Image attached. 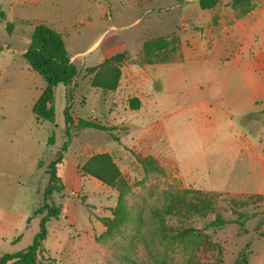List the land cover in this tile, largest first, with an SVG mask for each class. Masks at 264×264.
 Listing matches in <instances>:
<instances>
[{"label":"rangeland","instance_id":"374dc122","mask_svg":"<svg viewBox=\"0 0 264 264\" xmlns=\"http://www.w3.org/2000/svg\"><path fill=\"white\" fill-rule=\"evenodd\" d=\"M73 3L0 0V14L5 16L3 21L0 18V55L8 48L25 47L19 35L31 36L34 22L56 24L61 19L70 21L74 15L82 19L87 8ZM251 3L240 4L241 11L247 13ZM135 14L126 18L114 15V24H131ZM8 23L13 32L7 29ZM142 26L110 33L118 35L122 50L134 56L146 35L140 31ZM102 30L101 24L97 28L80 26L64 40L71 54L85 52ZM107 40L96 47L86 65L85 56L76 61L77 87L72 83L55 88L54 123L37 120L15 101L8 102L3 112L0 107V255L26 249L39 231L42 215L34 216V212L44 201L48 166L67 140L64 111L69 106L75 126L83 118L116 128L70 129L71 142L58 165L60 188L48 198L49 204L61 208L60 217L47 224L49 233L37 264H235L244 249L249 264H264V195L216 192L215 210H195L179 203L186 199L197 204L193 190L239 184L244 154L226 151L230 165H207V156L197 144L178 151L169 148V155H179L177 166L171 160L170 165L162 164L154 154H147L150 151L140 149L142 138L133 139L132 126H113L124 118L125 104L121 100L114 103L103 90L92 88L87 76V68L95 66L104 54ZM178 49L170 43L158 57L176 61L181 56ZM142 60L164 63L160 59L148 63L144 53ZM161 113V108H143L133 120L143 124ZM258 117L262 118V113L253 114ZM52 135L53 144L49 142ZM209 153L213 161L222 155L219 150ZM101 155H107L116 170L105 168L109 160ZM88 164L104 175L105 182L87 173ZM189 190L192 192L187 195ZM216 214L228 224L208 228ZM28 217H32L29 224ZM189 228L194 231L187 237L176 238ZM20 234V240L14 242Z\"/></svg>","mask_w":264,"mask_h":264},{"label":"crops","instance_id":"0c3cea01","mask_svg":"<svg viewBox=\"0 0 264 264\" xmlns=\"http://www.w3.org/2000/svg\"><path fill=\"white\" fill-rule=\"evenodd\" d=\"M232 1L218 0L214 8L202 9L200 0H74L73 5L87 8L82 19L74 15L70 21L61 19L56 24L36 20L34 26L45 23L65 39L80 26L97 28L101 24L103 30L85 52L71 54L64 41L72 61L76 64L85 56L86 65L91 53L108 38L102 57L87 69L101 67L114 55H127L118 64V88L103 91L114 103L121 100L125 104L124 118L113 126H132L133 139L142 138L140 149L150 151L147 154H154L165 165H170L169 160L179 165V155H169V148L178 151L197 144L207 156V165H230L232 161L225 159L229 154L224 153L241 151L239 184L199 190L264 195V0H253L247 13L241 5L230 6ZM131 13H136L131 24H114V15L126 18ZM138 25H143L140 31L146 35L133 56L122 50L118 35L110 32ZM20 36L25 47L14 48L15 53L8 48L0 55L2 112L12 101L32 112L46 87L42 76L23 57L31 36ZM158 37L176 40L181 54L178 60L158 64L142 60L144 43ZM87 76L90 81L88 72ZM74 83L77 87L78 77ZM131 98L140 100L139 110L130 109ZM143 108H161L162 113L142 124L133 119ZM256 113H262V118H253ZM212 150L222 153L220 160L210 159Z\"/></svg>","mask_w":264,"mask_h":264},{"label":"trees","instance_id":"16d2710c","mask_svg":"<svg viewBox=\"0 0 264 264\" xmlns=\"http://www.w3.org/2000/svg\"><path fill=\"white\" fill-rule=\"evenodd\" d=\"M253 0H233L231 2L232 7H236L240 4L250 3ZM218 0H200V7L202 9H211L217 5ZM4 14H0L1 20L4 19ZM7 29L12 31L13 26L6 24ZM171 44L175 45L176 40H168L165 37H158L151 40H147L143 46V53L145 60L148 63H155L157 60L160 62H166L168 59H161L158 57L163 51L167 49ZM24 59L30 65V67L42 76L46 83V87L43 90L42 95L34 103L32 113L37 120L48 121L54 123L55 121V88L62 84L69 86L78 77V68L72 61L71 55L66 47L63 34L50 27L45 23H38L34 26L33 32L30 37V42L27 49L23 54ZM127 59L126 54H117L108 59L99 68L87 69L88 74L91 75V86L95 89H101L105 92L115 91L120 83L121 70L118 66L120 62ZM129 107L131 110H139L141 102L138 98L129 99ZM66 135L67 140L63 146L58 150L57 157L51 161L48 166L47 174L49 177L48 185L44 190V201L41 207L35 210L34 216L42 215L40 219L39 231L34 236L33 242L24 250L19 252L4 253L0 255V264H37L38 257L43 250V244L48 237V222L51 219H59L61 208L53 204L48 203V198L54 191L58 190L60 178L57 174L58 165L62 163L63 152H65L71 142L70 129L73 128L74 120L70 114V107L67 106L64 111ZM77 130L86 128H95L100 130H113L114 128H108L100 123H96L89 119L80 118L77 125ZM53 135L50 137L49 142L53 144ZM101 158H107L109 163L105 168L116 170V166L112 163L107 155L99 156ZM87 173L100 181L105 182V177L102 173L94 171L90 168V164L85 167ZM104 171V168L102 169ZM190 191H186L187 195ZM230 194V193H227ZM247 195V194H239ZM218 196L216 192H206L202 190H193V199L197 204L188 203L186 199H182L181 204L191 205V209H208L215 210V199ZM253 196V195H252ZM32 217L27 218V224H29ZM228 224V221L224 219L220 214H216V217L211 221L208 228H219ZM28 226V225H27ZM193 229H185L180 231L176 238H185ZM22 234L18 235L14 242L20 240ZM235 264H249L248 252L244 249L239 254Z\"/></svg>","mask_w":264,"mask_h":264},{"label":"built area","instance_id":"2783aa9c","mask_svg":"<svg viewBox=\"0 0 264 264\" xmlns=\"http://www.w3.org/2000/svg\"><path fill=\"white\" fill-rule=\"evenodd\" d=\"M73 84H74V82H73ZM73 194H76L75 192H73Z\"/></svg>","mask_w":264,"mask_h":264}]
</instances>
